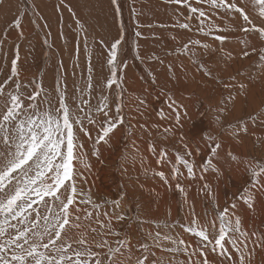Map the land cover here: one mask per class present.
<instances>
[{"label": "bare ground", "instance_id": "1", "mask_svg": "<svg viewBox=\"0 0 264 264\" xmlns=\"http://www.w3.org/2000/svg\"><path fill=\"white\" fill-rule=\"evenodd\" d=\"M22 2V12L27 11L22 16L26 18L25 21L28 18L34 20L40 34L42 31L39 23L44 17L43 10L45 8L50 12L52 7L50 13L55 17V0ZM77 2L86 11H98L96 20L102 18L99 23L104 31L111 34L117 30V38L123 35L122 45L125 48L119 58L121 62L123 59L128 62L127 65L123 63L126 68L121 72V88L112 91L116 93L119 102L123 100L121 115L124 124L110 134L107 143L101 142L98 145L93 143L97 128L90 127L91 138L84 136L81 141L84 146L82 152L86 155L81 164L77 163L79 167L85 166L84 170L86 168L82 174L84 179L94 182L87 185L86 191L91 197L102 193L111 195L113 200L123 197L116 211L124 219L117 220L115 217L118 215H108L112 218L113 231L121 232L123 229V236H120L133 240L134 235L141 233L139 222L143 220L144 233L150 232L153 236L156 232L150 225L156 218H164L165 221L170 217V223L181 218L180 223L187 224L194 213L203 223L214 218L211 205L219 210L229 205L230 215L233 219L239 216L243 229L250 235L248 250L254 249L251 264H264V248L253 243L257 236L264 237V188L253 186L248 171L252 162L264 163V60L260 59L264 55V37L256 32L245 34L239 31L241 26H246L242 17L222 9L210 12L212 21L221 30L205 35L196 30L195 19L189 21L191 31L176 26L178 21L184 22V17L189 15L188 10L167 3L166 0H117L119 16L116 18L106 0H83L84 4ZM68 4L71 7L72 2ZM193 6L200 7L196 4ZM240 6L245 7L253 23L264 26V18L258 15V9L249 4L248 0H241ZM203 7L209 11L206 5ZM81 11L73 9L71 18L76 23L79 21L83 27H88ZM51 23L46 21L45 35L41 33L43 37L51 33ZM150 29L153 30L151 37ZM30 30L25 22L22 32L26 35ZM215 35L227 39L220 42L214 39ZM135 36L138 39H134ZM75 40V37L74 40L70 37L68 39L74 54ZM192 40H200L208 47L195 46L191 51L183 52L182 45ZM42 42L46 43L50 52L53 51L59 71L57 75H60L64 50L48 44L47 40L39 39L38 43L42 45ZM35 48L37 51L38 46ZM94 51L97 55L93 61L94 79L96 76L105 79L110 74L107 71L106 56L99 48ZM244 52L248 55L245 56ZM71 57L74 65L76 55ZM112 100H115V96ZM177 112L180 114L179 124L176 123ZM250 116V121L224 129L228 124ZM245 126L247 130L237 134L236 130ZM209 137L213 138L212 141H209ZM211 142L221 145L215 155L209 149ZM150 145L154 146V151L150 150ZM93 148L98 149L94 160L88 157ZM162 150L166 152V157L158 163ZM189 152L190 156L187 155ZM177 154L194 165L193 178H188L186 170L180 166L179 183L184 192L176 189V180L170 179L165 183L154 175L156 171H163L171 177ZM100 174L102 182L97 183ZM205 184L211 188L215 202L205 190ZM139 189H142V198L138 200ZM241 190L242 194L245 190L251 193V208L240 199L241 196L236 199ZM141 204L142 207L137 208ZM109 217L99 219L107 223ZM92 226H98L95 217ZM159 232L182 238L193 246L197 243L196 238L184 233L178 226L163 228ZM253 232L256 236L251 235ZM148 240L146 236L136 242L127 240L131 246L132 259L127 260V249H122L125 252V256L121 257L124 264H135L136 258L141 255L138 251L140 243H151ZM159 254L160 249L157 248L156 255ZM186 259L183 255L175 261ZM208 260L211 264H220L221 258L209 253Z\"/></svg>", "mask_w": 264, "mask_h": 264}, {"label": "snow or ice", "instance_id": "2", "mask_svg": "<svg viewBox=\"0 0 264 264\" xmlns=\"http://www.w3.org/2000/svg\"><path fill=\"white\" fill-rule=\"evenodd\" d=\"M166 2L187 8L189 15L184 17V22L178 21L176 25L180 29L191 31L189 21L195 19L198 32L212 35L221 29L212 21L210 12L222 9L238 13L242 17L246 26H241L239 31L245 34L256 32L264 37V26L253 23L245 7L240 6L241 0ZM112 3L117 5V0H112ZM248 3L258 9V15L264 18V0H248ZM205 5L209 11L205 10ZM20 23L17 18L14 27L19 28ZM77 24L83 30L79 21ZM137 35L140 33L137 32ZM123 39L121 34L107 46L106 64L110 75L105 82L100 86L94 82L89 56L84 86L74 85L71 95L66 82L62 84L59 79L51 90L35 80L22 83L17 67L18 54L11 61L10 75L0 82V264H124L119 259L125 256L122 249H127L126 259H132L131 246L126 239L118 240L116 247L111 246L106 239L109 235L119 236V233L113 231L111 217L107 223L100 221L99 213L95 210L101 206L92 200L89 193L78 187L76 167L86 155L82 152L83 144L79 142L81 134L91 138L90 127H95L97 136L93 141L94 145L107 143L110 134L124 124L121 115L123 100L120 99L113 111L109 95L106 94L121 88V72L126 65L117 61ZM214 39L223 42L227 37L215 35ZM83 43L87 51L86 38ZM195 46L208 47L200 40H192L183 44L181 50L189 52ZM243 54L248 55L247 52ZM260 59L264 60V55ZM29 88L30 92L25 91ZM97 91L100 93L98 96ZM117 95L119 97V93ZM93 99L95 103L92 102ZM179 121L180 114L177 112L176 123L179 124ZM246 130L245 126L238 128L236 132L239 134ZM208 139L212 141L213 138ZM220 147L218 142L209 144L213 155ZM150 150L154 151V146L150 145ZM93 155H98V149L94 148ZM187 155L190 156L191 153ZM159 157L158 163L166 157V152L160 151ZM181 165L188 178H193L194 165L180 154L176 155L171 177L166 176L163 171H156L154 175L165 183L170 179L176 180V189L184 192L179 183ZM248 171L254 182L253 186L260 185L264 188V163L254 161L249 165ZM204 188L215 202L211 188L207 184ZM121 199L123 197L111 202L115 209L120 207ZM240 199L249 208L252 207V195L248 190H245ZM81 205H90L92 210L82 208ZM232 207L235 208V205ZM103 215L107 217L108 213L104 212ZM94 216L98 227L92 226ZM115 218L124 219L123 216ZM177 226L196 238L197 243L193 246L182 238H174L168 234L162 236L157 231L152 237L153 247L162 252L187 257L178 262L170 260L168 264H211L208 260L209 253L220 257V264H251L254 249L248 250L250 235L243 229L241 218L236 216L233 219L228 208L222 211L217 208L214 218L203 223L193 213L187 224L177 221L157 225L158 228L169 229ZM251 235L256 236V233ZM161 241H168L173 246L163 247ZM253 243L264 248V237L257 236ZM138 250L141 255L136 258L135 264H163L162 260L155 258L156 254L150 251L148 243L141 242Z\"/></svg>", "mask_w": 264, "mask_h": 264}, {"label": "rangeland", "instance_id": "3", "mask_svg": "<svg viewBox=\"0 0 264 264\" xmlns=\"http://www.w3.org/2000/svg\"><path fill=\"white\" fill-rule=\"evenodd\" d=\"M77 1H80L84 4L83 0H65V2H62L60 0H55V17H52V15H51V13H52L51 11H53L52 7H51V11H50L51 13L44 8V10H43V16L44 17H43V20L39 23L40 24V30L42 32H40V34H39L36 30L35 26H37V25L34 22V20H32V19L29 20V18H28L27 19L28 22H27V20L25 21L26 18L24 16H22L23 14H25L27 12L26 10H24V12H22V10H23L22 6L24 5L22 0H14V1L10 0L9 2H7V0H0V82H3L10 75V73H11V61L18 54L19 60H18L17 67L19 70V80L22 83H29L30 81L35 80L37 82H42L43 86L46 89L51 90V89H54L56 81H57V79H59L62 84L64 82H66L69 95H71L73 93L74 85H80L81 87L84 86V78L87 76V67L89 64L88 57L89 56L91 57L90 63H91V66L93 68V61L97 56L94 53L95 49L99 48L102 51V54L107 56V46H109L115 39H117V33H115V32H117V30L113 31V33L115 35H113V33L110 34L109 32L104 31L103 26L100 25V23H99V22H101L102 18H100L101 20H99V21L96 20V15L98 14V11H95V12L93 10L86 11V10H84L83 6L78 4ZM106 1H107L108 5L112 8L114 15H115V18H116V16H119L117 13V6L113 5L112 0H110V2H109V0H106ZM70 2H72V5H71L72 8L68 4ZM48 4L51 5V1H49ZM75 8L82 10L81 14H82L83 18H85L86 23L88 24V27H83V30H81V28L79 26H77L78 24L75 22L76 20L74 18L73 19L71 18V15H72L71 12ZM17 18H19L21 21L19 28L14 27V21ZM47 20L52 21L51 33H48L49 36L43 37L45 35V32H46L45 23ZM25 22L28 23V26H30V29H31L30 32H27L28 34L26 33V35H25V33L22 32V27H23V24H25ZM96 22H97V24H96ZM152 31H153L152 29L149 30V32H150L149 37H151ZM41 33L43 34V36L41 35ZM69 37L72 38V40H74V37L76 38V40H75L76 41V44H75L76 47L74 48L75 54H74V51L72 49V46L68 42ZM85 38L87 39V42H88L87 46H86L87 51H85V45L83 43V40ZM39 39L42 41L47 40L48 44L51 43V45H54L56 47L58 46V48L61 47L62 50H64L63 51L64 52L63 63L61 62L62 72L60 75H57L59 71L56 67V62H55L56 58L54 57L55 55H54L53 51L50 52V49H48L46 47V43L42 42V45L39 44L38 43ZM134 39H138V37L135 36ZM10 40H12V41H10ZM51 45H50V47L52 48ZM37 46H38V49L36 51L35 47H37ZM44 47H46V48H44ZM124 48H125L124 45H122V43H121L117 62L121 63V64L125 63L127 65L128 62L126 59L122 58L123 61L121 62V59L119 58L120 53H122L124 51ZM17 49H18V53H17ZM73 55H76V58L77 57L79 58L78 60L77 59L75 60L74 65H72V57H71ZM77 63H78V66H76ZM52 65H54V66H52ZM97 65H98L99 69H101V66L99 64H97ZM107 71L109 72V70H107ZM93 72H94V70H93ZM92 75H93V73H92ZM105 79H104V77L99 79V77L96 76V79H94V82L96 83V85L100 86V85H102L103 81L105 82ZM113 90L109 91L106 94L110 93L109 94V103H110L111 107L113 109H115V106L119 102V99H117L116 93L112 92ZM25 91L30 92L31 88L26 89ZM97 93H96V95L98 96L100 93H99V91H97ZM111 94H113V95H111ZM114 96H115V100H112V97H114ZM92 102L95 103L96 102L95 99H93ZM251 119H252L251 116L249 118H243V119L240 118V120L233 122L230 125L228 124L227 126H225L224 129H227V127L229 128L230 126L235 127L236 125H240L243 122H248ZM228 131H230V130H228ZM84 138L85 137L83 136V134H81L79 142L81 143L82 139H84ZM87 149L88 148H86L85 152L87 151ZM95 149H97V148H95ZM93 150H94V148H93ZM93 150H92V152L90 151L88 154L89 159H92V160H94L96 157V155H93ZM79 164H81V163H79ZM76 167H77V172H78V175H77L78 187L82 188L85 192H87L86 191L87 185L94 184V182L84 179L82 174H83V172H86V168L84 170L85 166L79 167V165L77 164ZM99 169L100 168H98V171H99ZM99 182H102L101 174H100V178L97 180V183H99ZM242 190H241L240 194L236 197V199H239V197L242 195V192L244 191V190L243 191ZM141 191H142V189H139L137 191L138 195H139L138 200H139V198H142V192ZM100 193H102V192H100ZM105 194L106 193H102L99 195L97 194V196L95 194V197H92V200L101 206L99 209L95 210L97 213H99V218H101V217L103 219L106 218L102 214L104 212L109 213L108 214L109 216H114V215L120 216L121 214L116 211V209L113 207V205L111 203L112 201H114L116 199L114 198V200H113L111 195L108 194L109 195L108 196L107 194L106 195ZM117 199H120V197ZM122 200L123 199H121V201ZM81 207L82 208L86 207L88 210H92L90 205H88V206L81 205ZM141 207H142V204L137 206V208H139V209ZM211 207H212L211 215H215V211L217 210V207H214L213 205H211ZM229 207L230 206L227 205L224 208H229ZM105 209H106V211H105ZM118 210H119V208H118ZM114 211H116V212H114ZM112 213H113V215H112ZM136 214H137V212H136ZM109 216H107V217H109ZM169 218L170 217H167L165 221H164V218H156V221L152 222L151 223L152 225H150V227H152L155 232L160 231L164 227L158 228L157 225L158 224L162 225L164 223L171 224L169 222L170 221ZM177 221L181 222L182 220L180 218ZM128 222H129V220H128ZM130 222H131V220H130ZM142 222H143V220H140V222H139L140 223V225H139L140 231L141 230L142 231L139 235H134L133 240L126 238V237H121V236H123V234H121L123 229H121V232H119V230L116 231L117 233H119V236L109 235L106 237V239H108L111 246L116 247L118 240H125L126 239V240H131L133 242H136L140 238H142V236H146L149 239L148 241L151 242V243H149L150 251L155 252V254H156L157 248L152 246L153 245L152 237L155 236V234L153 236L149 237L148 235L150 232L144 233V231H143L144 222L143 223ZM161 235H162V233H161ZM161 244L163 247H172L171 245H169L170 242H168V241H163V243H161ZM181 256H183V254H174V253H169V252H162L160 250L159 256L156 255L155 258L162 260L163 264H168V262L170 260L176 262L175 259L176 258L180 259ZM119 259H121V257H119Z\"/></svg>", "mask_w": 264, "mask_h": 264}]
</instances>
